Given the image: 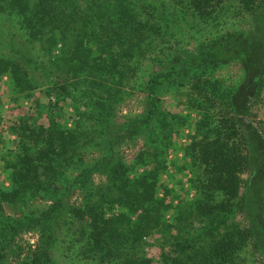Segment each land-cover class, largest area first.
<instances>
[{"label":"trees","instance_id":"obj_1","mask_svg":"<svg viewBox=\"0 0 264 264\" xmlns=\"http://www.w3.org/2000/svg\"><path fill=\"white\" fill-rule=\"evenodd\" d=\"M260 7L256 0H0V13L18 17L24 35L21 43L29 47H10L12 54L0 57V73H10L15 92L32 88L27 86L30 78L24 66L40 64L51 71L61 63L70 75L68 79L62 73L52 75L56 97L72 99L81 91L78 96L102 107L79 114L73 128L54 120L50 110L46 125L19 120L12 126L17 147L2 166L8 171L9 186L0 185V213L2 203H14L42 186H48L50 193L46 206L34 213L30 209L10 222L0 219V259L13 234L37 229L49 243L54 236L51 228L64 219L66 224L75 220L86 226L70 237L84 258L96 264H149L144 239L160 231L166 208L155 191L159 187L166 193L156 174L163 165L159 157L170 131L160 110L161 91L172 83L179 85V100L199 115L183 153L200 170L198 196L189 210L204 221L200 231L191 234L193 243L204 246L186 251L190 245L175 240L167 251H163L166 244L159 247V260L161 264H234L247 232L237 228L231 234L225 222L244 206V198L238 195L239 175L248 164L247 140L236 124V114L242 108L240 99L257 95L252 87L256 90L264 81V72L256 67L257 62H264V41L256 30L243 33L223 28L193 50L170 49L169 45L181 39L180 23L187 24L191 38H196L208 32V25L223 23L230 10L256 14ZM58 43L61 55L54 60L51 52ZM30 50L41 51L37 60ZM57 60L58 64L53 62ZM233 60L251 72L244 73L246 81L233 89L226 87L223 77L207 73ZM145 61L159 64L160 69H143L140 74ZM248 86H252L250 92L244 90ZM123 87L140 93V110L110 120V113L103 109L121 101ZM90 115L100 124L86 129L84 121ZM131 137L142 139L143 152L135 158L145 166L141 172L132 173L116 156V147ZM86 144L101 152L92 164L84 163L82 157ZM95 172H101L104 181L91 189ZM71 189L85 195L82 205H68ZM9 232L11 237H6ZM43 248L17 264H51L45 245Z\"/></svg>","mask_w":264,"mask_h":264},{"label":"rangeland","instance_id":"obj_2","mask_svg":"<svg viewBox=\"0 0 264 264\" xmlns=\"http://www.w3.org/2000/svg\"><path fill=\"white\" fill-rule=\"evenodd\" d=\"M256 1L261 4L256 14L230 10L231 14H226L222 18L224 25L223 23L217 27L208 25V32H201L202 34L196 38H191L193 34L187 28V24L180 23L182 27H179V31L182 32V36L180 34L181 39L179 40L180 37L175 31L176 39L179 42H176L175 45H169L170 49L193 50L197 43L213 39V36L219 35L224 29L243 33L256 30L258 31L256 35L264 41V0ZM183 19L185 18L183 17ZM185 20L190 21L188 18ZM11 31L14 36L11 35ZM22 36L24 35L21 33L18 17L14 14L0 13V57H7L12 54L13 50H10V47L12 49H17V47L28 49L29 47L23 46L21 43ZM34 47L38 49L36 44ZM61 47L62 45L58 43L51 52V57L54 60L60 57ZM29 53L37 60L36 55H39L41 51L30 50ZM160 59L165 61L162 57H159ZM53 62L59 63L58 60ZM28 65L29 67L24 66L30 78V82L26 84L32 88L24 92V88L22 90L17 89L16 91L19 92H15V89L11 87L10 73H0V185L2 187L9 186L8 171L2 169V166L4 162L11 160L13 152L16 150L17 142L12 126L17 121L24 120L29 125H35L38 122L46 125L48 118H50L47 112L50 110L55 115L54 120L56 119L66 128H73L76 126L75 123L79 121V114L102 109L99 105L88 102L91 99L78 96L81 91L74 93L72 99L69 96L56 97V93L52 90V75L56 76V74L62 73L60 76L67 79L70 75L61 63L51 71L43 69L40 64L29 63ZM256 67L259 68V72H264V62H257ZM139 69L140 74H143V69L158 70L160 65L152 61H145ZM139 69L136 68L135 71L139 73ZM244 70L245 67L240 62L233 60L220 65L216 70L207 71V73H214L217 77H223L226 87L230 85L228 88L233 89L243 80L244 73H251ZM254 72L256 69L253 67L252 73ZM45 75L47 76L45 77ZM178 87V84L172 85L171 83L169 87H164L161 91L160 110L168 119L170 131L166 133V142L163 144L165 148L159 157L163 165L156 174V180L159 179L166 193L164 194L159 187H156L155 191L166 208L162 212L160 231L153 232L144 239L143 252L150 259L149 264H161L159 247L166 244L163 251H167L169 244L175 240L190 245L185 247L186 251H190L191 247L204 246V244L193 243L191 237L192 233L197 230L200 231V224L204 225V221L189 210L192 200L198 196L197 181L200 177L198 174L200 170L192 166L191 161L183 153V147L190 142L189 137L195 132L194 124L199 119V115L196 109L179 100L177 94L180 93V89ZM248 87L244 88L246 92H250L252 86ZM123 89L125 92L122 93L121 101L115 105L110 103L109 108L103 109V112L110 113L108 114L110 120L132 116L140 110L138 101L141 96L140 93L125 87ZM252 90L257 95H247L245 98H241L240 105L242 108L236 114V124L247 140V148L244 151L248 158V164L239 175L241 182L238 195L244 198V208L242 207L243 210L242 208L234 210L235 213L228 217L229 219L225 222V225L232 229L231 234H235L237 228L247 232L242 247L240 250H236L233 259L234 264H264V81L259 88L255 90L252 87ZM84 124L87 129V126L94 127V125L100 124V121L95 116L90 115ZM82 150L84 163L92 164L94 158L98 156L97 153H99V150L94 149L91 144L83 145ZM140 150L143 152L142 139L131 137L116 147L115 152L119 161H123L129 166L132 173H135L145 169L142 162L135 161L136 154ZM103 179L101 172L93 173L90 188L93 189V187L101 185ZM45 187L48 186H42L25 197L15 200L14 203H2L3 213H0V219L10 222L22 217L30 209L34 213V210L46 206L49 202L46 198L50 191ZM82 196L85 195L78 189H71L68 192V205H82ZM82 222L72 220L66 224L64 219H60L51 228L54 236L48 240L49 243L41 233L37 232V229L23 230L13 234V239L5 247V254L1 257L0 264H17L23 258L38 252L44 245L51 264H96L94 260L80 255L78 243L72 242L70 238L72 237L71 233L79 232L80 228H83L84 223ZM219 233L222 234V230ZM6 237H11V233L9 232Z\"/></svg>","mask_w":264,"mask_h":264}]
</instances>
